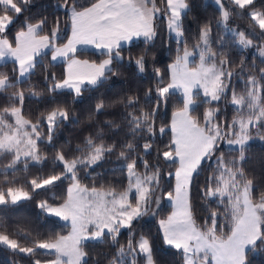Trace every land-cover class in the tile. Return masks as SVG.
<instances>
[{
    "label": "snow or ice",
    "instance_id": "1",
    "mask_svg": "<svg viewBox=\"0 0 264 264\" xmlns=\"http://www.w3.org/2000/svg\"><path fill=\"white\" fill-rule=\"evenodd\" d=\"M214 2L219 6L216 24L231 33V42L242 50L256 48L259 64L264 65V11L253 7L254 0H227V5L224 0ZM31 3L32 0H0V60L13 61L11 74L0 71V94L18 88L23 80L33 75L38 67L36 57L46 54L47 50L52 54V61L63 58L68 62L62 81H58L55 74L45 75L48 91L57 93L69 89L75 94V100L82 96L85 84L96 89L110 76L120 75L119 68L113 65L123 63L124 43L133 37H142L145 47L134 58L129 52L128 63H134L139 73H145L150 46L159 35L156 21L161 17L167 33L175 38L177 54L167 67L170 81L166 86L163 84L164 71L155 66L153 57L156 86L154 90L150 88L145 92L143 104L139 95L125 93L111 101L99 99L89 113L88 120L92 121L107 109L122 106L126 112L121 114V120L132 136L131 140L107 144L103 139V128H100L95 137H85L83 147L77 146L75 151L80 154L69 158L62 150L55 152L53 165H62L60 172L36 176L25 185L16 184L18 165L23 164L27 170L30 164L41 165L48 159L39 144L44 138L42 126L47 125V141L51 143L56 128L68 121L71 114L66 105H57L47 114L41 113L33 122L21 114L26 100L23 90L6 97L7 106L0 108V155L9 154L11 160L0 182V206H16L31 199L37 190L67 179L70 183L63 203L53 205L42 200L37 207L43 213L70 221L71 233L47 239H42L43 234L37 233L34 239L29 240L30 233L25 230L22 237L25 243L22 244L13 238L20 233L9 232L0 222V246L11 250L14 255L32 258V264H89L85 241H99L114 247L115 252H97L91 264H156L150 240L144 235L135 236L133 222L150 213L155 215L152 204L159 205L166 196L172 202L173 211L166 219H161L159 225L164 244L177 250L182 264H247L246 248H264V185L259 183L264 177H257L254 173L249 177L244 167L246 146L253 139L252 130L255 129L259 139L264 141V96L261 95L264 92V66H258L255 58L248 65L243 56L237 65L229 59L228 53L214 50L211 21L199 26L198 37L195 34L193 37L196 42L190 46L185 39L184 26V17L191 11L188 0H161L159 6L157 0H96L89 7H82L77 0H63L55 5L63 10L65 22H70L71 26V35L63 45L58 43L62 31L59 18L52 22L50 30L45 31L49 24L47 16L39 19L25 17L14 41L9 38V28ZM245 13L258 26V33L250 34L228 26L233 15ZM225 43L223 37L216 41L220 48ZM77 45L94 46L102 50L106 58L99 63L77 60L70 55L76 53ZM197 53L199 62L195 63L191 58ZM234 77H239L244 83L243 93H237L233 87ZM230 89V103L235 106L236 115L228 122L218 119L221 111L218 102L227 99ZM177 91L181 96V106L172 112L170 123L159 128L161 134L170 129L171 140L162 153L158 151L153 165L143 154L150 153L153 147L151 137L156 132L155 121L160 106H166L170 96ZM30 95L40 94L32 91ZM198 103L207 105L202 119L194 114ZM149 105H152L150 111L146 110ZM105 125L120 127L111 120H106ZM139 139H144L143 152L139 151ZM222 144L227 145L230 153L221 150ZM117 148L118 167L126 173L127 187L121 191L111 183L99 187L85 185L80 172L83 170L86 176H90L88 170L94 171ZM237 148L238 157L227 159L226 156L235 153ZM161 156L165 165L169 162L175 165V186L173 191L156 196L162 180ZM213 162L212 174L201 192L206 200L218 197L219 204L211 209L205 225L200 227L194 218L190 191L193 178L201 167L205 163L211 166ZM141 163L143 173L139 171ZM9 170L13 177L11 180ZM257 190L260 196L254 199L253 194ZM132 192L134 204L129 199ZM219 205H223L222 210ZM222 214L231 217L232 226L227 238L223 233L217 234V220ZM122 229L128 230L126 243L119 240ZM38 250H47L49 254L54 252L55 258L42 261Z\"/></svg>",
    "mask_w": 264,
    "mask_h": 264
},
{
    "label": "trees",
    "instance_id": "2",
    "mask_svg": "<svg viewBox=\"0 0 264 264\" xmlns=\"http://www.w3.org/2000/svg\"><path fill=\"white\" fill-rule=\"evenodd\" d=\"M262 0H254L253 7L264 11L261 8ZM63 0H32L31 5L28 7L27 11L19 16L15 23L9 28L8 36L14 41V35L18 31L25 20V17L32 16L36 19L42 16H47L49 20L48 31L52 27V22L59 18L60 26L63 28L61 32V39L59 44H64L68 32H69V22H65V15L62 9L56 8L55 5L62 3ZM96 0H77V3L82 7H88ZM161 0H157L158 6ZM191 6V11L187 16L184 17V26L186 29V36L189 45L195 44L194 34L198 37L199 26L204 22L211 21L213 26V31L211 39L213 41L212 47L214 50L223 51L228 53V57L235 64H239L241 57L246 59L248 65L253 63V58L256 59L258 66H263L259 64L260 58L257 54L253 52H248L246 50L238 49L237 45L232 43L230 45L232 36H225V45L220 48L216 44V39L220 30L223 29L221 26L216 24L219 18V8L212 2L207 0H188ZM235 19L239 16L233 15ZM246 25L254 27V29L259 32L255 23L251 21L250 17L245 13L240 15ZM157 27L159 30V35L156 37L153 45L150 46V51L148 55V68L145 73H139L133 64L128 63L129 52H131L132 57L137 56L145 47L143 39L133 40L130 44L123 47L122 55L124 56V61L120 65H113V67H118L120 71L119 76H110V79L104 82L99 88L93 89L89 86H84V91L81 97L73 99L75 94L72 91L59 90L57 93H52L48 91L49 83L44 79L45 75L49 77L55 74L58 81L62 80L64 77L63 66L64 62L52 63L49 58V52L46 54H41L36 60L38 67L35 73L31 75L26 80H23L18 88L8 89L7 93L0 94V108L7 106L6 97L12 92L17 90H23L25 93L26 100L22 106L21 114L25 119H29L35 122L36 118L41 115V113L47 114L51 109L57 105H66L70 111L71 118L68 121L62 122L58 128H56L55 136L51 143L47 141V125L44 124L41 131L44 134V138L39 142L40 148L44 154L47 155L48 159L41 165L30 164L28 169L25 170L23 164L18 165V171L15 176V181L17 186L27 184V181L36 176H47L55 172H60L62 170V165L54 166L53 158L57 150H62L66 156L71 158L73 155H78L75 150L77 146L83 147L85 137L92 135L95 137L98 129L103 128V139L105 143L111 144L113 141L117 143H123L126 140H131L132 136L128 134L127 127L121 120V114L126 112L122 106H116L114 108L107 109L103 114H98L96 119L89 121V113L94 110L95 104L99 99H104L105 101H111L116 99L118 96L125 93H135L141 98V104H143L144 94L148 89H155L156 77L153 73L152 63L153 57H155V66L161 68L164 71L163 84L166 85L168 82V72L167 67L170 63L175 60L177 54V45L175 38L169 36L165 27V21L163 17L157 19ZM237 23L233 24L232 21L228 22L229 26L235 27ZM239 26L242 24L238 23ZM257 42V41H256ZM74 57L80 59H87L90 61L98 62L103 54L95 53L88 50H79L73 54ZM194 59L198 60V55L194 56ZM195 62V63H196ZM13 62L8 61L0 64V71L12 73ZM239 77L233 78V87H235L236 92L243 87L238 85ZM239 87V88H238ZM37 92L39 96H31L30 92ZM243 92V91H241ZM155 92L153 91V96ZM264 96V92L261 94ZM231 98V89L227 93V99L222 100L219 103L221 110L228 111ZM202 99V97H201ZM181 98L178 93H173L167 105H161L159 111L156 115L155 128L156 132L151 141L153 147L150 153H144V158L147 159L151 164H155L158 151L162 153L165 150V146L170 143L171 131L166 130L165 133L161 134L159 128L162 124H168L171 118L172 112L178 108L180 105ZM228 104V105H227ZM139 107V106H138ZM152 105H149L146 110H151ZM195 115H198L201 119L203 112L207 105L198 103L196 106ZM229 111L226 114V118L229 117ZM10 119V122H13ZM106 120H111L115 124H119V128H109L105 125ZM253 139L250 140L246 146L245 155L247 157L244 162V167L246 174L251 177L254 173L257 177H264V141L259 139V135L254 131ZM144 139H148L145 137ZM144 139H139L137 141L139 145V151L143 152ZM99 143V141H97ZM222 151L226 154L230 153L229 148H225L222 145ZM238 150V149H237ZM237 150L235 153L227 155V159H232L234 156L238 155ZM119 148L113 153L109 158L101 162V164L88 171L91 173L90 176H86L85 172L82 170L80 172L83 178V183L89 187L95 185L99 187L102 184H114L119 190H124L127 187V176L126 173L122 172L118 167L119 161L116 157L118 155ZM219 154V153H218ZM238 157V156H237ZM11 156L9 154L0 155V182L3 181V172L5 171L6 165L10 162ZM161 160V170H162V180L160 188L156 192V196L161 194H166L168 191H173L174 186V172L175 165L169 162L167 165L164 164L162 156ZM214 168V162L211 166L205 163L200 171L194 176L190 191V200L193 205L194 218L196 220L197 226L203 227L206 222V218L209 217L210 211L216 208L219 204V198L212 200H206L203 198L201 188L204 186L206 179L212 174ZM139 171L144 172L143 164L139 166ZM169 172L172 175H169ZM97 177L93 180L92 177ZM13 177L11 175V170H9V179ZM70 181L67 179H62L57 181L53 186L47 189L37 190L32 193V198L20 202L16 206L2 207L0 206V222L8 229L9 232H18L20 236H15L20 243H25L22 238L25 230L30 233L28 239L32 240L36 237L37 233H41L42 239H47L54 235H65L68 231V225L61 222L54 216H49L43 213L38 207V202L42 200H47L53 205H58L67 197V188ZM259 183L264 185V179H260ZM30 188V185H28ZM254 199H258L260 196V191L254 192ZM134 199V195L131 196ZM220 209H223V205H219ZM152 208L156 211L155 215L151 213L143 216L136 221L134 224V233L137 238L141 235L146 236L152 246L153 255L156 260V264H182L180 255L177 250L171 248L164 244L163 233L160 229L159 221L161 219H166L170 214L172 205L167 200L166 196L157 205L155 202L152 204ZM211 221L208 220V224ZM231 217L220 215L217 220V234L223 233L224 237L230 234L231 230ZM128 239V230L122 229L119 236L121 243H126ZM40 255L39 258L42 261L51 260L54 258V254L49 252L38 250ZM85 251L89 254V264H91V259L96 257L97 252H108L109 254L115 252L114 247H110L107 244H101L99 241H85ZM247 264H264V248H258L257 250H252L251 248L246 250ZM0 264H32V258L24 257L23 254L14 255L11 250L4 246H0Z\"/></svg>",
    "mask_w": 264,
    "mask_h": 264
},
{
    "label": "rangeland",
    "instance_id": "3",
    "mask_svg": "<svg viewBox=\"0 0 264 264\" xmlns=\"http://www.w3.org/2000/svg\"><path fill=\"white\" fill-rule=\"evenodd\" d=\"M207 1H210V2H212V3H214L215 4V2H214V0H207ZM224 3L227 5V0H224ZM216 5V4H215ZM217 6V5H216ZM261 8H263L264 9V0H262L261 1ZM218 8H219V6H217ZM256 9V8H255ZM256 10H259V9H256ZM233 18V24L234 23H237L236 25H235V27L236 28H238L239 30H242V31H246V32H248V33H253V32H256L257 33V31L254 29V27L253 26H251L252 24H250V25H246V23H245V21L243 20V19H241L240 18V16H239V18L238 19H235L234 17H232ZM232 18L229 20V21H232ZM254 22V21H253ZM238 23H240V24H242V26H239L238 25ZM255 23V22H254ZM229 26V25H228ZM165 27H166V24H165ZM229 27H233V26H229ZM257 28H258V26H257ZM62 29V31H63V28H61ZM259 29V28H258ZM61 31V32H62ZM220 32H221V34H219L218 35V37H217V39H216V41H218L219 39H221V37H225V36H231V33H227V32H225L223 29H221L220 30ZM173 38H174V36H172ZM231 41H232V37H231ZM230 41V45H232V42ZM256 44L258 45L259 44V41L257 40V42H256ZM238 46V45H237ZM238 49H240V50H242L239 46L237 47ZM246 51H248V52H253V53H255V54H257L258 55V52H257V50H256V48H251V49H247ZM196 55H198V53L196 54ZM191 59H193L194 60V62H196V60L194 59V57L193 58H191ZM199 62V56H198V60H197V62L196 63H198ZM264 66V65H263ZM235 78V77H234ZM238 82V85L240 84V86H242L243 87V90L241 89V88H239V90L237 91V93H243L244 92V83L241 81V80H238L237 81ZM168 83V82H167ZM233 84V83H232ZM167 85V84H166ZM165 85V86H166ZM196 91H199V90H196ZM241 91H243V92H241ZM178 94H179V96H180V93L178 92ZM232 94V93H231ZM200 95H201V97H202V92L200 93ZM180 98H181V96H180ZM230 100H231V98H230ZM228 105V104H227ZM228 107H229V109H228V111H224V110H221L219 113H218V119L219 120H227L228 122H231L232 121V119H233V117L236 115V112H235V106H233L231 103L228 105ZM231 112L230 114H229V117L228 118H226V114L228 113V112ZM203 117V116H202ZM170 121H171V118H170V120H169V123H170ZM14 122V121H13ZM168 123V124H169ZM254 131H255V129H253L252 130V134L254 133ZM223 146H225V148H228L227 147V145L226 144H222ZM238 149V148H237ZM237 152H238V155H239V151L237 150ZM237 155V156H238ZM174 186H175V184H174ZM132 195H134V192H132V193H130L129 194V199L133 202V204L135 203V198L134 199H132L131 198V196ZM61 203H63V202H61ZM60 203V204H61ZM171 205H172V202H171ZM46 214V213H45ZM48 215V214H47ZM49 216H51V215H49ZM55 217V216H54ZM57 219H59L58 217H56ZM61 222H63L64 224H67L68 225V231H67V233L64 235V236H68L70 233H71V222L70 221H63V220H61V219H59ZM163 233V232H162ZM248 248H246V250H247ZM43 251H46V252H48L47 250H43ZM53 254H54V252H53ZM54 258H55V254H54ZM53 258V259H54Z\"/></svg>",
    "mask_w": 264,
    "mask_h": 264
},
{
    "label": "crops",
    "instance_id": "4",
    "mask_svg": "<svg viewBox=\"0 0 264 264\" xmlns=\"http://www.w3.org/2000/svg\"><path fill=\"white\" fill-rule=\"evenodd\" d=\"M91 6V5H90ZM89 7V6H88ZM71 35V26H70V22H69V32H68V36H67V39H68V37ZM14 38H15V35H14ZM67 39H66V41H65V43H67ZM138 39H143L142 37H139V38H136V37H133V39L131 40V41H129V42H126V43H124V46H127L128 44H130L133 40H138ZM64 43V44H65ZM63 45V44H62ZM79 50H88V51H92V52H95V53H100V54H102V50H99V49H97V48H95L94 46H91V45H84V46H82V45H77V51H79ZM45 52H49V58H50V61L52 62V63H57V62H64V66H63V71H64V77H63V79L65 78V76H66V70H67V66H68V62L65 60V59H63V58H58L56 61H52L51 60V52L50 51H47V50H45ZM42 54H44V53H42ZM70 55H73V54H71L70 53ZM39 57V56H38ZM38 57H36V59L38 58ZM106 57H102L98 62H95V63H99L100 61H102L103 59H105ZM75 59H77V60H87V59H80V58H77V57H75ZM8 61H11V62H13L11 59H6V60H0V64H2V63H5V62H8ZM89 62H94V61H90V60H88ZM62 79V80H63ZM62 80H60V81H62ZM170 81V74L168 73V82ZM85 86H87L86 84H85ZM63 90H67V91H71V90H69V89H63ZM175 93H178V91L177 92H175ZM174 184H175V175H174ZM173 189H174V186H173ZM170 203H171V201H169ZM172 211H173V207H172V209H171V212H170V214L172 213ZM169 214V215H170ZM249 249V248H248Z\"/></svg>",
    "mask_w": 264,
    "mask_h": 264
}]
</instances>
